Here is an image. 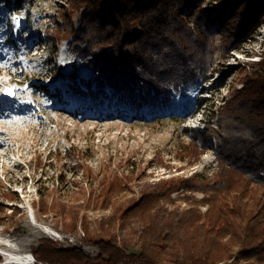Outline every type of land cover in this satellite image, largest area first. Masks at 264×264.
Masks as SVG:
<instances>
[{
    "label": "trees",
    "instance_id": "1",
    "mask_svg": "<svg viewBox=\"0 0 264 264\" xmlns=\"http://www.w3.org/2000/svg\"><path fill=\"white\" fill-rule=\"evenodd\" d=\"M2 1L17 9L31 3ZM204 3L66 0L47 16L32 43L47 51L44 65L57 62L64 44L91 73L83 78L51 67L47 83L65 79L72 93L137 114L205 82L216 52L226 58L264 24V0H215L211 17ZM238 76L241 86L228 91L215 122L189 130L192 141L184 154L195 164L212 151L217 170L210 179L192 174L149 180L144 172H125L122 165L98 177L73 146L50 150V165L69 161L83 181L75 182L78 193L71 204L55 189H37L34 214L59 218L72 234L80 229L81 241L97 254L91 260L79 246L64 248L41 238L30 251L34 264H264V59L241 68ZM56 96L61 99L58 89ZM181 190L186 194L180 199L188 204L182 210L172 200ZM2 194L17 200L15 192ZM17 212L13 208L8 215ZM88 212L100 214L95 233ZM0 213L7 216L1 204Z\"/></svg>",
    "mask_w": 264,
    "mask_h": 264
},
{
    "label": "rangeland",
    "instance_id": "2",
    "mask_svg": "<svg viewBox=\"0 0 264 264\" xmlns=\"http://www.w3.org/2000/svg\"><path fill=\"white\" fill-rule=\"evenodd\" d=\"M65 1L31 0L30 4L17 9L5 6L0 0V17H5L2 23L6 29L13 31V38L24 39L28 43L27 49L32 47L34 50L27 57L26 68L16 66L5 70L11 75L12 83L8 84L7 76L0 79V100L11 104L13 99L19 98L25 106H32L30 110L22 104L24 109L21 111L18 104L11 105V108L3 109L7 117H0V131L5 132L0 133V204L7 213L6 217L0 213V219L3 217L0 220V249L13 256H25L38 240L48 238L60 247L79 246L93 260L97 249L81 241L80 229L72 234L64 231L59 218L34 214L32 203L38 198L37 189H55L56 196L71 204L78 193L75 182L83 181L81 173L75 174L69 161L64 165L53 161L50 165L46 161L49 151L56 147L62 151L73 146L84 154L86 163L98 177L122 165L125 172L141 171L149 180L192 174H198L199 179H210L217 170L212 151L195 164H190L184 154L185 147L192 141L189 130L204 129L206 123H214L228 91L241 86L239 70L251 69L252 64L264 59V24L238 51L231 52L226 58L216 52L205 82L182 88L174 93L170 102L136 114L135 110H122L113 102H95L72 93L65 79L47 83L52 77V68H59L64 74L72 71L83 78L91 75L86 67L73 59L64 44L58 49L57 62L49 61L51 68L42 62L47 55L44 47L37 49L32 43L43 30L47 16L54 14ZM214 5L215 0H205L202 7L209 17ZM214 29L219 43L221 35L217 27ZM57 89L61 99L56 96ZM65 95L71 96L67 107L62 103L67 101L63 100ZM77 105L81 110L67 109ZM39 159L43 164L38 163ZM7 191L15 192L17 200H7L2 194ZM185 194L181 190L172 195L180 210L188 208V204L180 199ZM195 197L201 199L202 195L195 194ZM48 200L51 202L50 198ZM13 208L18 209L16 215H8ZM199 209L204 212L206 207ZM99 216L98 212H88L94 233L95 220ZM0 258L1 262L3 256ZM27 264L34 263L29 261Z\"/></svg>",
    "mask_w": 264,
    "mask_h": 264
},
{
    "label": "bare ground",
    "instance_id": "3",
    "mask_svg": "<svg viewBox=\"0 0 264 264\" xmlns=\"http://www.w3.org/2000/svg\"><path fill=\"white\" fill-rule=\"evenodd\" d=\"M3 104L4 103L1 102L0 107H2ZM0 133L1 134H4L5 132H1L0 131ZM8 258L10 259V256ZM11 259L14 260V261H16V262H18V263H20V264H22V263H28L29 261H33L32 260L33 257H32V255L30 253H26L25 256H16V255L13 256V255H11Z\"/></svg>",
    "mask_w": 264,
    "mask_h": 264
}]
</instances>
